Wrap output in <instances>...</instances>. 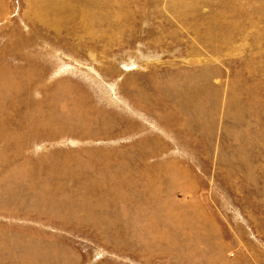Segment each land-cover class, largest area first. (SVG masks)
Returning <instances> with one entry per match:
<instances>
[{
    "label": "rangeland",
    "instance_id": "rangeland-1",
    "mask_svg": "<svg viewBox=\"0 0 264 264\" xmlns=\"http://www.w3.org/2000/svg\"><path fill=\"white\" fill-rule=\"evenodd\" d=\"M0 264H264V0H0Z\"/></svg>",
    "mask_w": 264,
    "mask_h": 264
}]
</instances>
